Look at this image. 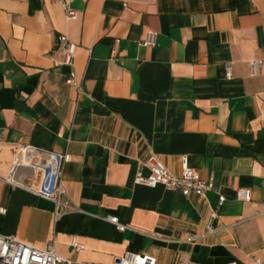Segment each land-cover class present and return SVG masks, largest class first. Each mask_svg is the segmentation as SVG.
Instances as JSON below:
<instances>
[{"label":"crops","instance_id":"obj_1","mask_svg":"<svg viewBox=\"0 0 264 264\" xmlns=\"http://www.w3.org/2000/svg\"><path fill=\"white\" fill-rule=\"evenodd\" d=\"M73 6L67 20L58 0H0V234L54 243L84 264L128 252L155 264L264 261V0ZM149 31L156 43L143 46ZM60 34L76 45L79 90L66 81ZM256 60L263 67L251 76ZM27 147L70 157L62 178L78 210L56 220L52 201L5 180ZM152 155L176 175L187 156L214 189L186 198L136 184ZM41 177L17 174L34 189ZM212 210L217 231L206 234Z\"/></svg>","mask_w":264,"mask_h":264},{"label":"built area","instance_id":"obj_2","mask_svg":"<svg viewBox=\"0 0 264 264\" xmlns=\"http://www.w3.org/2000/svg\"><path fill=\"white\" fill-rule=\"evenodd\" d=\"M61 4L67 20L76 19L78 13L73 6L74 0H58ZM122 1V0H113ZM157 33L149 31L142 42L143 46H153L156 43ZM58 44L61 46V52L64 56L62 65L69 67L70 72L67 76V83L75 86L79 90L76 71L74 68V56L76 45L65 34L58 36ZM250 75L255 76L263 67L262 60H256L249 63ZM231 77V72H228ZM69 156L44 151L41 149L27 147L20 151L16 156L14 164L9 171L5 180L13 187H20L31 191L36 195L48 199L55 204V219L58 220L63 216L78 210L71 202L64 184H63V169L65 163L69 160ZM21 168H30L35 172H40L41 185L34 189L31 184L22 182L17 179L18 171ZM150 174L144 176L142 171H138L135 183L138 185H146L151 188L163 186L167 190L180 191L186 198L193 196L201 197L207 191L214 189L212 180L203 179L199 173L193 169L187 156L182 157V171L179 175L172 173L161 162L159 157L152 155L151 165L149 168ZM238 198L244 201L251 200V191L242 189L238 191ZM225 198L219 197V204H223ZM6 213V209L0 207V216ZM217 211L212 210L206 220V234H213L217 231L214 222L217 219ZM108 220L114 223L120 231L126 229L125 225L118 222L116 217H109ZM72 245L80 250L83 245L76 239ZM0 264H84L78 261L69 260L61 256L55 249L54 243H50L46 248H38L30 245L17 238L4 236L0 234ZM115 264H155V261L148 256H143L134 253H125L118 257ZM230 264H238L232 262ZM255 264H264L261 259H255Z\"/></svg>","mask_w":264,"mask_h":264}]
</instances>
